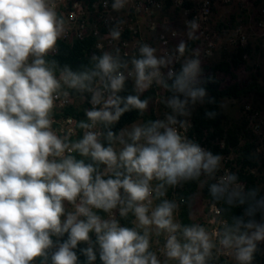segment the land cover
<instances>
[{
    "label": "clouds",
    "instance_id": "9594fccd",
    "mask_svg": "<svg viewBox=\"0 0 264 264\" xmlns=\"http://www.w3.org/2000/svg\"><path fill=\"white\" fill-rule=\"evenodd\" d=\"M124 3L115 0L113 8H122ZM191 27L195 28V23ZM62 32L63 20L49 0H0V264H32L38 257L46 259L54 247L52 237L65 233L68 239L52 253V264H77L73 249L79 242L89 243L82 251L92 264L96 252L89 234L93 232L102 264H160L156 254L148 251L151 226L157 235L168 233L164 245L168 260L206 264L213 247L208 234L198 225L184 227L181 242L175 235L180 225L173 222L174 202L163 200L149 215L153 198L163 197L166 186L199 177L202 171L210 174L220 159L179 131H186L188 123L178 117L190 115L188 105L205 96L204 89L197 86L198 60L187 61L169 86L158 70L166 60L158 59L155 49L142 46L141 58L132 60L136 86L143 90L153 79L163 84L173 92L167 104L175 115L136 124L119 137L108 131L109 142L115 139L124 145L119 152L111 145L105 147L94 131H86L82 139L70 144L68 136L61 138L52 130L54 104L68 95L65 87L92 92L93 105L102 100L101 91L93 87L95 77L111 92L101 108L86 110L91 123L80 121L81 129H91L98 122L111 124L130 108L143 115L148 102L138 95H129L124 101L116 95L125 76L119 71L123 66L119 59L109 53L94 56L92 69L76 72L65 66L57 77V63L45 58L56 50ZM111 35L115 39L120 34L113 31ZM184 50L181 42L179 52ZM74 151L91 157L94 163L77 160L71 155ZM100 165L105 166L103 172ZM153 181L158 182L155 188ZM223 191L221 185L212 186L214 195ZM65 201L74 211L66 213ZM117 208L121 217L132 212L137 227H120L115 219L104 220L93 211ZM240 226L237 221L220 243L235 248L240 264H250L256 242L264 240V224L249 222L244 227L254 231L245 232H240ZM137 228L143 229V234Z\"/></svg>",
    "mask_w": 264,
    "mask_h": 264
},
{
    "label": "rangeland",
    "instance_id": "374dc122",
    "mask_svg": "<svg viewBox=\"0 0 264 264\" xmlns=\"http://www.w3.org/2000/svg\"><path fill=\"white\" fill-rule=\"evenodd\" d=\"M104 1L108 3L105 9L98 6L89 7L88 0H49V3L56 11L58 18L63 20V31L79 32L82 24L88 26L89 29L96 26L104 33L111 34L113 31H118L120 35L114 39L113 45L105 47L112 49V53L116 57L123 50L121 42L126 39L131 42L130 48L135 44H141V47L147 45L155 49L154 55L158 59L166 60V63L159 66L158 69L164 82L167 72L171 68L178 71L187 61L193 59L199 62V71L196 77L198 82L205 67L215 66L221 61L230 62L239 49L247 47L251 49V53L246 52L243 55V63L238 68L233 67L232 72L236 78L223 73L218 75L224 86L240 82L248 90L247 94L240 99H224L221 111L224 115L225 130H240V144L243 145L247 141L253 144L252 154L256 156L259 164L253 173L256 174L259 187L264 192V16L262 14L264 0H230L229 2L212 0L210 19H207L202 26L195 24V28H192L191 25L194 23V14L201 7V0H153L156 5L149 4V0H125L124 6L119 9L113 8L115 0H97V3L101 6ZM72 14L74 21L71 19ZM124 30H129V32L126 34ZM203 36L205 40L202 39ZM206 39L213 43L214 47L210 48L211 50ZM181 42L185 44L183 53L179 52ZM30 62L31 57L29 58ZM132 85L138 89L135 77ZM254 85L259 90L251 89ZM148 87L153 88L152 90L156 94L149 100L145 111L148 113L153 111L157 120H166L167 116L175 115L167 104L173 93L163 84L157 83L156 79H154V84ZM203 106V99L189 104L190 115L178 117V119H194L196 112ZM136 124H142V121L125 127L122 132L131 131ZM124 139L127 141V136ZM216 141L220 142L221 140ZM216 141L211 140L212 147L216 146ZM123 147L124 145L117 140L114 150L119 152ZM226 157L229 158V164H232V173L235 176L240 168L238 164L239 150L231 149ZM223 166L224 162L219 161L213 172L206 173V175L214 180ZM204 183L205 181H201L197 191L191 196L190 207L195 224L205 229L210 243L213 245L210 249V256L206 258V264H240L236 259L235 248H225L220 243L223 238H216L214 235L215 225L210 223V205L202 191ZM172 188L173 186H166L163 197L177 205L173 210V222L178 223L180 229L175 235L181 242H184L183 228L178 217L181 204L177 195L174 198L166 195L168 191L172 192ZM160 200L161 197L153 198L149 215ZM107 218V220L111 219ZM254 223L264 224V209L260 211ZM134 224L137 226L136 218ZM118 225L123 227L121 223ZM163 234L162 231L157 235L155 226H151L149 228V247L156 254L157 259H160L161 264H179L177 260H168L167 257L160 258L165 244ZM256 246L264 248V240L257 241Z\"/></svg>",
    "mask_w": 264,
    "mask_h": 264
},
{
    "label": "trees",
    "instance_id": "16d2710c",
    "mask_svg": "<svg viewBox=\"0 0 264 264\" xmlns=\"http://www.w3.org/2000/svg\"><path fill=\"white\" fill-rule=\"evenodd\" d=\"M88 1V5H91L96 0ZM170 1L169 4L171 3ZM96 45L97 39L94 37H87L83 40H76L72 42L65 39H58L56 43L57 52L53 55L49 54L45 59L49 62L55 61L57 63L56 73H60V70L65 66L76 72L92 69L95 65V61H93L92 58L94 56L100 57L103 55L96 50ZM246 52L251 53V49L249 47L239 49L230 62L221 61L215 66L205 67L200 80L197 82V86L204 89L205 96L203 98L204 106L200 108L194 116L192 134H196L199 140L204 137L205 132L208 133V139L210 140H225V147L223 149L218 145L213 146V153L216 155L223 153L228 154L231 149H238V164L240 165V168L237 170L234 177L238 180L246 182L245 191L239 193L237 197H232L228 194L222 193L214 195L212 192V186H214L215 183L212 180H208L204 183L202 189L204 198L209 202V205L215 204L218 207L220 218L224 222V224L219 227L221 238L224 237L227 230L235 229L237 221L241 222L240 232L251 231L246 229L244 225L249 222H255L260 211L264 209V192L261 191L259 187V180L256 174L253 173V170L259 165L256 156L252 154L254 146L248 141L243 145L240 144V130H225L224 115L221 111L222 101L224 99H240L248 92L247 88L242 83L234 82L224 86L222 80L218 77L219 73H223L236 78L232 69L233 67L238 68L243 63V55ZM119 61L123 65L120 69H125V66L130 59L122 58ZM181 71L182 67H180V69L171 76L169 86L173 84L175 76ZM98 81L99 77H95L93 79V86ZM251 89L259 90L256 85H254ZM71 91L75 95L81 93L75 89H71ZM82 93L87 94L89 92L85 91ZM116 95L119 96L122 101L126 100L129 95H138L142 101L147 100V102H149V100L155 95V92L153 90H148L144 93L138 92L130 80H125L123 88L118 91ZM121 107H123V102L121 103ZM85 110L86 106H83L80 111H77L75 107L70 106L66 108L61 115H58V117H68L76 114L78 116H84ZM207 113H213V115L209 116ZM140 120L142 123H145L149 120H157V117L153 111L148 113L144 110L143 115H141L140 110L130 108V110L124 112L117 121H114L111 124L102 123L103 138L101 143L105 147L111 145L114 148L117 140L114 139L112 142H109L106 138L107 132L111 131L114 133V136L119 137L125 127ZM78 129L81 132L82 129L79 128V126ZM73 156L77 160H83L86 164L94 163L91 160V157L81 156L78 152H74ZM104 167V165L99 166L101 172L104 171ZM104 178H107V176ZM201 181L202 178L199 177L184 180L183 187L177 190V198L181 204L179 220L182 228L196 225L191 216L190 198L197 191ZM166 195L172 196V193L168 191ZM164 199L165 197H161L159 204ZM96 214L103 218L106 216L107 212L97 209ZM134 219V214L129 212L126 217L121 218V223L123 227L136 228L137 226L134 224ZM137 230L143 234V229L137 228ZM89 235H92V233ZM52 239L53 242H55V237H52ZM67 239L68 234L66 233L64 240ZM91 246L96 252V260L92 262V264H102L99 257L97 237L93 239ZM87 247H89L88 243L84 242L81 245H77V247L73 250L78 257L77 264H89L86 255L82 251ZM148 251L152 252V249L149 247ZM47 259H49V250L46 259L44 257H38L35 260L43 262ZM263 263L264 248L263 246H256V250L253 253L250 264Z\"/></svg>",
    "mask_w": 264,
    "mask_h": 264
},
{
    "label": "built area",
    "instance_id": "2783aa9c",
    "mask_svg": "<svg viewBox=\"0 0 264 264\" xmlns=\"http://www.w3.org/2000/svg\"><path fill=\"white\" fill-rule=\"evenodd\" d=\"M225 1L229 2L230 0H225ZM201 2H202V4H201L199 11L196 14H194V16H193V22L197 26L204 25L205 21H207V19H210L211 15H212V9H211L212 8V0H201ZM107 4H108L107 1H104L103 4L101 6H99L97 3V0H96L91 5H88V6L89 7H97L98 6L100 8L105 9L107 7ZM149 4L156 5L155 1H153V0H149ZM262 14L264 16V8L262 9ZM71 19L74 21L73 14L71 16ZM261 25L263 27V24H261ZM124 31H125L124 33L129 32V30H124ZM87 37H94L97 39L96 50L99 51L100 53H102V54L109 53L114 58H118L119 60H121L122 58H129L130 59V61L126 64L125 69H119V71L124 74L125 80H130L132 83L133 78L135 77V68H134V65L132 63V60L134 58H136V59L141 58V53H140L141 44H135L132 48H130V46H131L130 40L129 39L123 40L121 42V47L123 50L116 57L115 55H113L112 49L105 48L106 46L110 47L111 45H113L114 38L112 37V35L110 33L102 32V30L97 28L96 26L89 29L88 26H86L85 24H82L81 29L79 30V32H76V33L70 32L69 30H64L58 39H65V40L72 42V41H76V40H83L84 38H87ZM202 39L205 40V37L203 36ZM206 40H208L209 49L213 48L214 47L213 43L210 42L209 39H206ZM56 52H57V48L54 52H51L49 54L53 55ZM170 72L173 75L176 73V71L173 68H171L170 71L167 72L165 82H164L167 85H169V83H170V78H171L169 76ZM59 74L60 73H56L57 77H59ZM161 78L163 80L162 75H161ZM153 84H154V79L150 85H153ZM93 87L95 89H98L99 91H101L102 100H101L100 105H93L91 103L92 92H89L87 94L80 93V94L75 95L72 93L71 89H68L66 87L64 88V91L67 92L68 95L67 96L62 95L61 98L59 100H57L54 104V108H53V111L51 114L52 120H53L52 130L55 131L56 134L58 136H60L61 138H63L64 136H68V142L69 143L70 142L75 143V142L79 141L80 139H82L83 135L86 131L98 132L99 133L98 140L100 142L103 138V128H102L103 122H98L93 128L82 129L80 132V130L78 129V124L80 121H84L86 123H91V121H88L86 115L78 116L76 114V115H72V116H68V117H58V115H61L63 113V111L70 106L75 107V109L77 111H80L83 106H86V110H91L93 107H95L97 109L101 108L103 106V101L108 98V96L111 94V92L109 89H105L103 87V84L100 83V80ZM152 89L153 88L147 87L143 90H139V89H136V90L138 92L144 93V92H146L148 90H152ZM155 94H156V92H155ZM86 110H85V112H86ZM185 121H187L188 127H187L186 131L184 129H179L181 134L183 136H185L188 140L193 141L196 144H198L204 151L210 152L213 156L220 157L219 161L224 162L223 169L220 171V173L217 175V177L214 180L209 178V176H207L206 173L203 171L199 175V178H202V181H205V182L208 180H212L215 183V185H221L224 188V191L222 192V194H228L229 196L237 197L239 193L244 192L246 189V182L238 180L236 177H234V175L232 173V164L231 163L229 164V158L226 157V154L223 153L220 155H216L215 153H213V147L211 146L212 145L211 140L208 139V133L205 132L204 137L201 140H199V138L196 134H192L193 124H194L193 119L191 118L190 120H185ZM223 141H220V142L216 141L217 142L216 145L220 146L223 149L225 147V142H223ZM74 152H72L71 155H73ZM219 161H218V164H219ZM226 164H228L227 165L228 167L226 166ZM228 177H234V179L227 180ZM222 181L224 182L223 184H222ZM183 182L184 181H180V182H178L176 187L173 186L172 192H171L172 198L176 197L177 189L183 187ZM156 183H158V182L157 181L152 182L153 188H155ZM121 193L123 194V189H121ZM154 196H155V193H153V197ZM64 206H65L66 213L74 211V206L69 204L67 201L64 202ZM209 209H210L209 211H210V216H211L210 223L215 225V228L213 231L214 235L216 238L217 237L220 238L221 236H220L219 227L221 225H223L224 222L221 220L219 209L215 204H210ZM93 211L96 212L97 209H93ZM107 217H109L111 219H115L118 223H121L122 217L119 214L118 208L111 210V212H107L106 216L103 218L101 217V218L104 220H107L108 219ZM65 218H66V216L61 217L62 220ZM81 219H83V217H81ZM65 234L63 236H60V237L53 236V237H55L56 240L54 242V247L49 250V259H47L43 262H39V261L34 260L32 262V264H52L51 255L54 251H56V249L60 243H63L66 241V240H64ZM167 236H168V233L164 232L163 238L165 239V243H166ZM94 238H96V234L93 232L92 235H90L91 244H92V241ZM82 243H84V242H79L78 245H81ZM88 245H89V243H88ZM160 258H166V256L164 255V248H163L162 255H160ZM158 260L160 261V259H158ZM160 264H161V261H160Z\"/></svg>",
    "mask_w": 264,
    "mask_h": 264
}]
</instances>
